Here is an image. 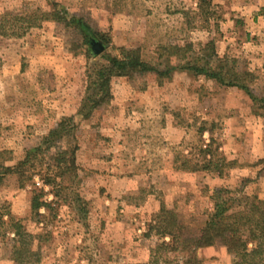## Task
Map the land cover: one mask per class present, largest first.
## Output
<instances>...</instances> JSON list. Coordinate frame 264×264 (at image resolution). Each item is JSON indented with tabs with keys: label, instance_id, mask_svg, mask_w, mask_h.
<instances>
[{
	"label": "rangeland",
	"instance_id": "374dc122",
	"mask_svg": "<svg viewBox=\"0 0 264 264\" xmlns=\"http://www.w3.org/2000/svg\"><path fill=\"white\" fill-rule=\"evenodd\" d=\"M210 1L200 11V0H0V18L52 12L57 4L98 39L91 51L73 28L44 22L27 30L22 20L14 26L7 18L8 36L0 35L2 161H22L51 123L81 105L87 70L100 61L94 57H117L121 49H138L156 65L168 63L170 46L192 44L199 54V46L214 42L219 57L236 59L240 71L254 75L261 93L264 0ZM253 109L243 91L203 76L176 71L160 82L152 75L113 79L109 104L75 133L81 202L66 192L55 200L38 176L23 189L7 177L0 209L36 237L38 264H231L221 247L199 250L193 263L180 253L157 252L159 223L176 217L186 236L196 233L218 188L264 201V111ZM208 145L216 163L194 172V164L211 156L204 153ZM183 160L191 162L188 169ZM36 190L55 203L38 218L31 211ZM13 237L0 224V264H15Z\"/></svg>",
	"mask_w": 264,
	"mask_h": 264
},
{
	"label": "trees",
	"instance_id": "16d2710c",
	"mask_svg": "<svg viewBox=\"0 0 264 264\" xmlns=\"http://www.w3.org/2000/svg\"><path fill=\"white\" fill-rule=\"evenodd\" d=\"M204 5H211V1L200 0L198 9L201 11ZM53 8L54 10H50L52 12L34 11L25 18L4 14L0 18V35L8 36L7 27L20 24L17 20H22L25 25L23 27L27 30L40 27L44 22H54L64 29H75L92 51L93 43L98 40L96 34L90 31L82 19L58 9L57 4H52ZM7 18L12 20V25ZM17 35V32H13L12 36ZM170 47L167 53L168 63L156 65L145 61L138 49H121L117 57L95 56L94 58H100V61L91 64L92 67L87 70V88L77 115L62 118L15 166L6 164L12 161L10 158L2 161L3 153H0V187L5 178L13 177L23 189L38 176L44 186L51 190L50 194L55 200L66 192L69 193L71 202H81L77 190L80 182L76 161L79 148L75 133L81 121L91 120L99 108L109 104L111 83L116 78L133 79L152 75L156 82H160L164 79L171 80L176 71L193 77L203 76L221 87L243 91L252 102V107L257 109H253L254 114L259 115L258 111H264V87L260 88L261 93H255L254 75L249 71H240L236 59L219 57L214 42L199 46V54L192 51V44ZM170 58L180 60L178 66H172ZM204 153L211 156H207L208 160H204L205 164L201 167L194 164V172L201 169L209 171L216 163L213 160L215 157L211 152V145L206 147ZM182 162V167L188 169L187 165L191 162ZM45 198L44 190L33 191L31 211L36 218L41 216L42 209L51 210L55 205ZM210 199L212 208L207 220L204 226L192 235L184 234V228L176 217L161 220L158 231L161 243L156 248L157 252L180 253L189 257V263H193L197 261L195 257L199 250L221 247L226 256L232 259L231 264H264V201L237 196L236 192L226 188L216 189ZM5 217L8 218L7 221L3 220ZM0 224L6 225L13 233L11 258L15 264L41 262V253L34 247L36 237L28 233L22 222L16 220L6 207L0 209ZM166 239H169L168 242ZM151 258L154 259L153 254Z\"/></svg>",
	"mask_w": 264,
	"mask_h": 264
},
{
	"label": "crops",
	"instance_id": "0c3cea01",
	"mask_svg": "<svg viewBox=\"0 0 264 264\" xmlns=\"http://www.w3.org/2000/svg\"><path fill=\"white\" fill-rule=\"evenodd\" d=\"M79 105H77V106H74V107H72V109L70 110V109H68V110H66L67 112L66 113H64V116H63V118L64 117H72V116H76L77 115V113H78V110H79ZM61 120V119H60ZM60 120H56V121H54L53 123H51L52 125L50 126V128L52 129ZM81 122H83V124L85 125L86 123L88 124L89 123V125H90V121H81ZM87 124H86V126H87ZM46 126V125H45ZM49 132V131H48ZM48 132H45V133H42V136H44V135H46ZM206 250V249H205Z\"/></svg>",
	"mask_w": 264,
	"mask_h": 264
},
{
	"label": "water",
	"instance_id": "95a60500",
	"mask_svg": "<svg viewBox=\"0 0 264 264\" xmlns=\"http://www.w3.org/2000/svg\"><path fill=\"white\" fill-rule=\"evenodd\" d=\"M99 46V45H98Z\"/></svg>",
	"mask_w": 264,
	"mask_h": 264
}]
</instances>
